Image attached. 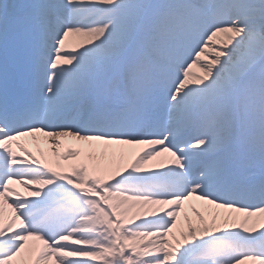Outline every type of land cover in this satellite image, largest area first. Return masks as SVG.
Segmentation results:
<instances>
[{
	"label": "snow or ice",
	"instance_id": "6c2138e0",
	"mask_svg": "<svg viewBox=\"0 0 264 264\" xmlns=\"http://www.w3.org/2000/svg\"><path fill=\"white\" fill-rule=\"evenodd\" d=\"M0 264H264V0H0Z\"/></svg>",
	"mask_w": 264,
	"mask_h": 264
},
{
	"label": "rangeland",
	"instance_id": "374dc122",
	"mask_svg": "<svg viewBox=\"0 0 264 264\" xmlns=\"http://www.w3.org/2000/svg\"><path fill=\"white\" fill-rule=\"evenodd\" d=\"M79 41H74L73 45H70L69 48L71 47H78L79 46ZM229 47H231V45H229ZM195 75H203V73L199 70V68H196L193 72ZM34 138H32L31 140L28 137H22L20 138V142L24 145L25 148H27L30 152L33 153L34 156H36L38 159L42 160L43 162L48 163L50 166L52 167H56V160L58 159V157H54L52 156V154L49 152V147L50 145L47 142V139H43V138H39L38 140H33ZM77 147L79 145H77L75 142H68L64 145H62L60 151H64L66 147ZM140 146V145H137ZM142 146V145H141ZM144 146V145H143ZM146 146L143 147V149ZM137 147L135 146L134 149L129 150V152L125 155V160L123 161L122 165L123 166H129L132 162H134V157L135 154L142 152V148L140 150L136 149ZM16 151L18 152V155L20 156H24V153L21 152L19 150V148L16 149ZM160 157L164 158L163 162L161 164H157L156 166H154L153 170H159V166L160 165H165V166H169L167 165V163H170V161L173 159L169 154L164 153L162 154ZM84 158L83 157H79L77 158V160L72 161V163H78L80 161H82ZM159 159V158H157ZM157 163V160H156ZM174 166V165H172ZM62 171L65 172H69L71 171L70 168H63L61 169ZM15 187L18 188L19 191H21V193L24 196H29V192L26 191L25 189H23L22 187H20L19 185H15ZM33 187H38V186H33ZM195 206L196 208H198L205 216V220L208 223H211V215L210 212L212 211V206L210 205H205L204 202L199 201V200H193V201H188L185 202L183 208L180 210L182 214H180L181 216L179 218H182V221L178 220V224H177V228L173 230V233L175 234V236L177 238H180V229L184 228L185 230L187 229L188 223L189 221H191L193 224H196L197 226H201L199 221L197 220L195 213H193L192 211V207ZM215 211H221V215L223 216L224 214H228L226 212H224V209H215ZM3 212H4V218L5 220H7L11 215H12V209L10 207H8L7 204L3 205ZM236 217H240L242 219V214H236ZM238 220V219H237ZM219 222V221H218ZM170 240H172L173 236L172 234L169 235L168 237ZM175 242V241H173Z\"/></svg>",
	"mask_w": 264,
	"mask_h": 264
},
{
	"label": "bare ground",
	"instance_id": "6f19581e",
	"mask_svg": "<svg viewBox=\"0 0 264 264\" xmlns=\"http://www.w3.org/2000/svg\"><path fill=\"white\" fill-rule=\"evenodd\" d=\"M73 38H78L79 39V42L81 41V39L82 38H80V37H70L69 38V45H71L72 43H73ZM122 148H123V160H122V162L121 163H123V161L126 159L125 158V155L127 154V152L132 148V147H129V148H127V147H125V146H122ZM157 158H159V159H157ZM155 160H153V161H151L148 165H146L145 167H148V168H151V169H153L154 168V166H156L157 164L159 165V164H161L164 160V158H162V157H157ZM156 160H157V163H156ZM217 212H219L220 214L222 213L221 211H217ZM224 212H226V213H228V210H225L224 209ZM180 214H182L183 215V213H181L180 212ZM224 215H226V214H224ZM235 219H241L240 217H236V213H232L231 214ZM181 216V215H180ZM254 220L255 219H259V218H253ZM179 221H182V218H179ZM258 226V224L256 225V227Z\"/></svg>",
	"mask_w": 264,
	"mask_h": 264
}]
</instances>
